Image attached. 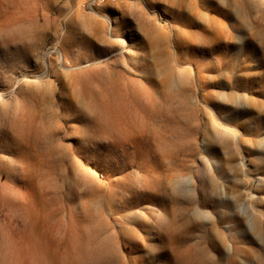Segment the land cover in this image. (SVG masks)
<instances>
[{"label":"rangeland","instance_id":"rangeland-1","mask_svg":"<svg viewBox=\"0 0 264 264\" xmlns=\"http://www.w3.org/2000/svg\"><path fill=\"white\" fill-rule=\"evenodd\" d=\"M0 0V264H264V0Z\"/></svg>","mask_w":264,"mask_h":264},{"label":"built area","instance_id":"built-area-1","mask_svg":"<svg viewBox=\"0 0 264 264\" xmlns=\"http://www.w3.org/2000/svg\"><path fill=\"white\" fill-rule=\"evenodd\" d=\"M106 2L117 4V0H84L82 5L87 9L104 8V3Z\"/></svg>","mask_w":264,"mask_h":264},{"label":"bare ground","instance_id":"bare-ground-1","mask_svg":"<svg viewBox=\"0 0 264 264\" xmlns=\"http://www.w3.org/2000/svg\"><path fill=\"white\" fill-rule=\"evenodd\" d=\"M118 1V0H117ZM106 3H113V2H106ZM105 4V3H104Z\"/></svg>","mask_w":264,"mask_h":264}]
</instances>
